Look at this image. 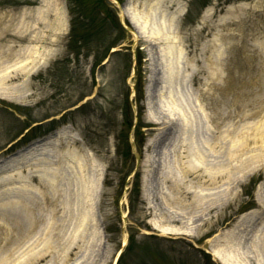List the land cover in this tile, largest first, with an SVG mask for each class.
<instances>
[{"label":"rangeland","instance_id":"1","mask_svg":"<svg viewBox=\"0 0 264 264\" xmlns=\"http://www.w3.org/2000/svg\"><path fill=\"white\" fill-rule=\"evenodd\" d=\"M78 1L0 0V264H264V0Z\"/></svg>","mask_w":264,"mask_h":264},{"label":"bare ground","instance_id":"2","mask_svg":"<svg viewBox=\"0 0 264 264\" xmlns=\"http://www.w3.org/2000/svg\"><path fill=\"white\" fill-rule=\"evenodd\" d=\"M173 5L177 6L179 5V3H176V0H143L141 3H136L134 6V11H138L137 17H133L130 12H128L131 11V9L129 10L126 7L122 9V14L126 19H128V21H131L133 27L140 34L141 38L147 41H151L152 43L165 44L170 40L174 41V38H172L174 36H171V33L173 32H171V29L167 24V12L170 11V7H172ZM155 11H157V14H154ZM174 11L176 12V14H174L177 15L178 11L180 10L176 8ZM155 20H158L157 23L159 31L157 32V34L149 35L147 32L149 27L147 25L149 24V22L152 23ZM180 54H182L180 51H176V53H174V55L177 56ZM161 55H159V57H161ZM17 70L22 71V69H16V71ZM23 71L27 73V75L30 74V72H27L25 70ZM0 96L5 97L1 94ZM10 98L14 100L12 97L8 96V99ZM179 131L180 128H176L174 131V136L179 137ZM12 178V175L9 174L8 176V173H6L5 175H0V186L3 185L2 188L6 187L5 184H7L8 180ZM161 232L166 233V231L163 230H161ZM214 256L220 263L223 264V261L219 258L217 253H215Z\"/></svg>","mask_w":264,"mask_h":264},{"label":"trees","instance_id":"3","mask_svg":"<svg viewBox=\"0 0 264 264\" xmlns=\"http://www.w3.org/2000/svg\"><path fill=\"white\" fill-rule=\"evenodd\" d=\"M68 4H70V13L73 15V11H72V7H71V3L72 4H77V5H80V2L78 0H68ZM103 20H106V18H104ZM74 24H75V20L74 22L72 21V32L74 30ZM138 59H139V62L142 60V58L138 55ZM139 100H142V92L139 91ZM140 117H141V113H140ZM142 124L140 122H138L137 126H136V131H135V136L138 140H140V145L142 146V144L144 143L145 141V136H144V133L142 131ZM129 147L131 148V145H129Z\"/></svg>","mask_w":264,"mask_h":264},{"label":"water","instance_id":"4","mask_svg":"<svg viewBox=\"0 0 264 264\" xmlns=\"http://www.w3.org/2000/svg\"><path fill=\"white\" fill-rule=\"evenodd\" d=\"M137 33V32H136ZM137 35H138V33H137Z\"/></svg>","mask_w":264,"mask_h":264}]
</instances>
